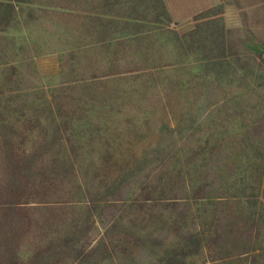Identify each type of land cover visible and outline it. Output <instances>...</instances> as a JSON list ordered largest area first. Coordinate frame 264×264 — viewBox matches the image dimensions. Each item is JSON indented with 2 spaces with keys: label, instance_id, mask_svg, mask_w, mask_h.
<instances>
[{
  "label": "rangeland",
  "instance_id": "1",
  "mask_svg": "<svg viewBox=\"0 0 264 264\" xmlns=\"http://www.w3.org/2000/svg\"><path fill=\"white\" fill-rule=\"evenodd\" d=\"M154 1L0 0V264H264V0Z\"/></svg>",
  "mask_w": 264,
  "mask_h": 264
},
{
  "label": "trees",
  "instance_id": "2",
  "mask_svg": "<svg viewBox=\"0 0 264 264\" xmlns=\"http://www.w3.org/2000/svg\"><path fill=\"white\" fill-rule=\"evenodd\" d=\"M153 5L156 6L159 11H161V13L160 12L158 13L157 17H160L161 18L162 15H163L164 16V21H161L159 19L158 20L156 19V20L151 21V20H147L146 18H143V17L142 18L135 19V21L131 24V26H137L138 27V31H136L135 33H133V36H134V38L132 39L133 42H135L137 40L136 38H140L141 36L147 35V33H150L151 30H152V34L154 32L159 31V30L160 31L161 30H171L170 25L172 23H173V25L175 24L172 21L171 17L169 16V13H168V11H167V9H166V7H165V5H164V3H163L162 0L161 1H159V0L154 1V4ZM195 18H198V17L196 16ZM107 19L111 22L112 26L113 25L116 26V24H118L117 22H115L114 19L106 18V20ZM153 24H155V25H158L159 24V25L158 26H155ZM143 25H147V28L148 29H151V30H147V29L146 30H143L144 29L143 28ZM107 27H110V25L107 24ZM107 31L110 32L111 29H108L107 28ZM197 32L198 33L200 32V28L198 26H195V29H193L187 35L179 36V34L177 33L176 30L173 31V35H174L175 38L183 39L184 37L194 35ZM120 38L121 37H116L115 35H113V36L112 35H109L108 38H106L104 40H108L109 42H113L114 44L115 43L116 44H119L120 43L119 40H121Z\"/></svg>",
  "mask_w": 264,
  "mask_h": 264
},
{
  "label": "crops",
  "instance_id": "3",
  "mask_svg": "<svg viewBox=\"0 0 264 264\" xmlns=\"http://www.w3.org/2000/svg\"><path fill=\"white\" fill-rule=\"evenodd\" d=\"M169 16L176 25L190 24L191 18L205 10L221 4L222 0H162ZM183 7H190L184 12ZM227 11L232 10L227 7Z\"/></svg>",
  "mask_w": 264,
  "mask_h": 264
}]
</instances>
